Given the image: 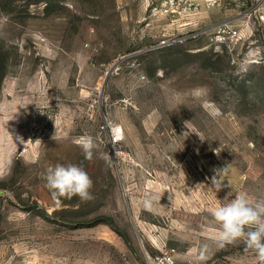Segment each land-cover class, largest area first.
<instances>
[{
  "label": "rangeland",
  "instance_id": "1",
  "mask_svg": "<svg viewBox=\"0 0 264 264\" xmlns=\"http://www.w3.org/2000/svg\"><path fill=\"white\" fill-rule=\"evenodd\" d=\"M151 1L0 0V264H149L166 250L257 264L243 240L219 246L212 213L264 200V29L187 37ZM172 33L185 39L153 47ZM57 164L84 168L93 199L54 198L43 177Z\"/></svg>",
  "mask_w": 264,
  "mask_h": 264
},
{
  "label": "clouds",
  "instance_id": "2",
  "mask_svg": "<svg viewBox=\"0 0 264 264\" xmlns=\"http://www.w3.org/2000/svg\"><path fill=\"white\" fill-rule=\"evenodd\" d=\"M17 139L20 143H25L22 137ZM76 143L82 148L85 158L92 160L96 148L94 139L91 136H81ZM43 178L54 198L78 197L82 202L93 199V180L87 171L78 165L57 164L49 167ZM212 183L217 191L224 186L217 181L216 176L212 178ZM144 207L150 210L152 201L146 199ZM212 215L220 226L217 235L219 246L243 240L246 249L254 253L257 264H264V200L250 202L247 194H238L234 199L225 198L213 210ZM200 259H205L203 252Z\"/></svg>",
  "mask_w": 264,
  "mask_h": 264
},
{
  "label": "built area",
  "instance_id": "3",
  "mask_svg": "<svg viewBox=\"0 0 264 264\" xmlns=\"http://www.w3.org/2000/svg\"><path fill=\"white\" fill-rule=\"evenodd\" d=\"M152 13H166L174 17L175 27L185 26L191 31L187 37H197L204 33L212 34V42L238 44L245 41L253 29H264V0H152ZM159 3V4H158ZM213 9L228 14L213 26L201 27L200 17L208 16ZM204 21V18H203ZM183 36L172 33L158 41L153 47L169 45L184 40ZM109 141L118 152L124 137L121 124L109 125ZM149 264H196L193 261H179L170 250L161 251L151 257Z\"/></svg>",
  "mask_w": 264,
  "mask_h": 264
},
{
  "label": "trees",
  "instance_id": "4",
  "mask_svg": "<svg viewBox=\"0 0 264 264\" xmlns=\"http://www.w3.org/2000/svg\"><path fill=\"white\" fill-rule=\"evenodd\" d=\"M7 71V58L5 57L4 53L0 51V84L6 76Z\"/></svg>",
  "mask_w": 264,
  "mask_h": 264
},
{
  "label": "water",
  "instance_id": "5",
  "mask_svg": "<svg viewBox=\"0 0 264 264\" xmlns=\"http://www.w3.org/2000/svg\"><path fill=\"white\" fill-rule=\"evenodd\" d=\"M112 70H113V69H111V70L108 72V75H109L110 72H112Z\"/></svg>",
  "mask_w": 264,
  "mask_h": 264
}]
</instances>
